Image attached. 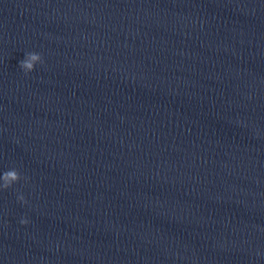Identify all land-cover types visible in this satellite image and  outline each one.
<instances>
[{"label": "water", "instance_id": "1", "mask_svg": "<svg viewBox=\"0 0 264 264\" xmlns=\"http://www.w3.org/2000/svg\"><path fill=\"white\" fill-rule=\"evenodd\" d=\"M9 170L0 264H264V0H0Z\"/></svg>", "mask_w": 264, "mask_h": 264}, {"label": "clouds", "instance_id": "2", "mask_svg": "<svg viewBox=\"0 0 264 264\" xmlns=\"http://www.w3.org/2000/svg\"><path fill=\"white\" fill-rule=\"evenodd\" d=\"M44 62L43 57L37 52H28L25 54L24 59L19 63V68L27 75L35 72L37 65ZM21 176L16 170H9L4 173H0V190L10 188L13 184L18 183ZM21 203H27L23 195L19 196ZM21 224L27 225L29 220L25 217L20 221Z\"/></svg>", "mask_w": 264, "mask_h": 264}]
</instances>
